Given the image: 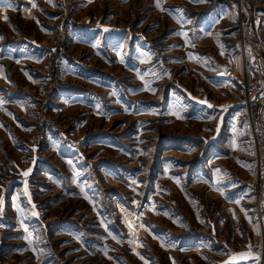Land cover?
Masks as SVG:
<instances>
[{
  "label": "rangeland",
  "instance_id": "obj_1",
  "mask_svg": "<svg viewBox=\"0 0 264 264\" xmlns=\"http://www.w3.org/2000/svg\"><path fill=\"white\" fill-rule=\"evenodd\" d=\"M251 45L264 60V0H0V264L263 243Z\"/></svg>",
  "mask_w": 264,
  "mask_h": 264
},
{
  "label": "built area",
  "instance_id": "obj_2",
  "mask_svg": "<svg viewBox=\"0 0 264 264\" xmlns=\"http://www.w3.org/2000/svg\"><path fill=\"white\" fill-rule=\"evenodd\" d=\"M244 38V32H241ZM252 46V45H251ZM259 58L260 68L263 67L264 60L261 57L260 45L252 46V51ZM262 71V70H261ZM245 92L252 97L254 108L249 111L251 125V144L254 153V175H253V202L257 220L264 223V86L261 79H254L246 87ZM253 258L249 262L264 264V239L258 246H252Z\"/></svg>",
  "mask_w": 264,
  "mask_h": 264
},
{
  "label": "bare ground",
  "instance_id": "obj_3",
  "mask_svg": "<svg viewBox=\"0 0 264 264\" xmlns=\"http://www.w3.org/2000/svg\"><path fill=\"white\" fill-rule=\"evenodd\" d=\"M253 258V254L249 251L233 254L223 264H243L249 262Z\"/></svg>",
  "mask_w": 264,
  "mask_h": 264
},
{
  "label": "crops",
  "instance_id": "obj_4",
  "mask_svg": "<svg viewBox=\"0 0 264 264\" xmlns=\"http://www.w3.org/2000/svg\"><path fill=\"white\" fill-rule=\"evenodd\" d=\"M252 204H254V202L252 201Z\"/></svg>",
  "mask_w": 264,
  "mask_h": 264
},
{
  "label": "snow or ice",
  "instance_id": "obj_5",
  "mask_svg": "<svg viewBox=\"0 0 264 264\" xmlns=\"http://www.w3.org/2000/svg\"><path fill=\"white\" fill-rule=\"evenodd\" d=\"M25 175H27V173H25Z\"/></svg>",
  "mask_w": 264,
  "mask_h": 264
}]
</instances>
